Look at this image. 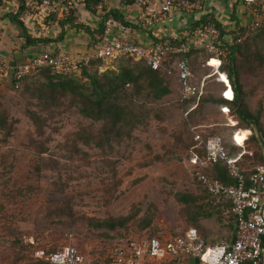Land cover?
Segmentation results:
<instances>
[{
    "label": "rangeland",
    "instance_id": "obj_1",
    "mask_svg": "<svg viewBox=\"0 0 264 264\" xmlns=\"http://www.w3.org/2000/svg\"><path fill=\"white\" fill-rule=\"evenodd\" d=\"M40 1L24 0L20 14L33 29L39 27L36 14L43 15L37 6ZM70 1L75 20L88 22L82 0ZM19 2L5 0L0 19L16 11ZM58 33L59 29L41 34L50 39L42 46L57 45ZM260 57L262 66H258ZM202 58L201 54L191 58L196 82L211 73L202 67ZM234 58L245 107L259 117L255 133L242 129L243 124L235 132L230 126L236 125L234 117L208 99L222 95L224 87L217 74L204 79L206 99L187 118L176 100L180 89L176 76H170V93L159 100L147 95L141 82L139 91L128 97L144 118L131 131L107 128L102 121L84 116L78 101L70 97L40 98V75L33 77L28 90L25 85L19 91L9 85L1 89L0 264H37L36 250L51 252L66 244L97 263L114 235L125 229L172 234L192 226L210 244L230 240L232 226L222 223L218 211L208 206L197 183L188 129L197 126L228 143L231 134L237 143L252 134L244 148L260 153L264 163V36L254 35L246 55ZM126 62L125 58L101 61L97 72L116 70ZM226 94L231 95V90ZM258 161L244 165L250 168ZM129 214L122 227L94 225Z\"/></svg>",
    "mask_w": 264,
    "mask_h": 264
},
{
    "label": "built area",
    "instance_id": "obj_2",
    "mask_svg": "<svg viewBox=\"0 0 264 264\" xmlns=\"http://www.w3.org/2000/svg\"><path fill=\"white\" fill-rule=\"evenodd\" d=\"M239 2L253 16L249 24L242 25L245 31L264 24V0ZM133 3L139 7L140 25L146 31H155L162 22L172 23L178 14H202L206 0H133ZM37 6L43 13L41 17L39 13L36 14L38 19L34 17L40 29L28 27L23 18L19 17L26 29H32V32L27 29L32 37H41V34L45 36L49 31L54 32L55 28L60 29L59 21L70 14L71 1L41 0ZM94 8L99 22L105 13L113 9L111 0H100ZM113 28L118 33L116 37H111ZM231 31L235 34H223L213 23L208 22L195 29L191 26L181 35L167 31L160 39L155 35L156 38L141 42L124 23L108 16L104 20L103 37L81 53H52L41 50L31 53L24 61H11L0 49V90L9 85L12 91H18L23 77L31 76L43 67H49L58 74H79L80 68L91 61L131 57L135 61L144 60L153 70L162 71L168 77L176 76L180 86V104L188 98H195L193 104L183 112L186 116L205 95L204 79L213 74L218 75L216 80L224 87L221 96L232 99L233 91L227 74L219 69L226 57L225 44L233 42L234 37L237 43L241 42L244 33L237 32L235 28ZM2 36L0 28V43ZM192 48H201L210 55L202 67H208L211 73L197 82L194 80L188 57L176 58L170 63V67L165 65L171 53L186 54ZM212 59L216 60L215 65H210ZM228 89L231 90V96L226 94ZM223 111L229 115L226 107ZM197 128L190 127L197 142L195 147L202 146L207 159L224 162L229 175L234 179L233 183L225 184L207 177L199 170L196 171L197 182L208 194L220 202L230 203L223 215V223L232 226L233 239L207 244L197 229L191 226L172 234H165L160 229L152 235L130 231L115 236L107 246L103 259L97 263L86 259L72 244L63 245L51 252L38 249L34 253L36 261L46 264H146L152 261H165L167 264H264V163L252 166L248 176H244L239 165L240 157L243 153L252 154L244 148L246 140L239 144L243 151L230 157L219 135L204 138ZM231 137L234 138V134ZM191 155L193 166L205 165L195 153L192 152Z\"/></svg>",
    "mask_w": 264,
    "mask_h": 264
},
{
    "label": "trees",
    "instance_id": "obj_3",
    "mask_svg": "<svg viewBox=\"0 0 264 264\" xmlns=\"http://www.w3.org/2000/svg\"><path fill=\"white\" fill-rule=\"evenodd\" d=\"M5 0H0V6L3 4ZM70 1V0H66ZM100 0H82V4L85 6V9L89 11L91 14L95 15L96 11L94 6ZM133 3V0H128ZM24 11V0H20L18 8L16 11L12 13H6L4 17L8 18L11 23L15 25L17 28V35L25 40L26 45H32L37 43H44L50 41V39L45 37H32L27 32L24 23L20 20V14ZM75 12L70 9V14L59 21L60 31L58 33L57 40H61L64 36V27L67 25L68 27L75 29H82L85 33L92 36L93 30L81 22L75 20ZM108 16H112L117 20H120L126 26H129L130 23L124 20L123 15L117 9H112L108 13L102 16V19L99 22L97 27L96 34L99 35V38L103 37L104 31V20ZM208 22L213 23L217 28L220 29L221 33H228L223 30L221 24L215 21L211 16H204L199 19L198 22L193 24V28L195 29L197 26L206 25ZM237 32L244 33V37L241 42L237 43L235 41V37L233 38V42L230 44H225L226 56H229L230 59L224 58L222 64L220 66V71L225 72L229 79L233 97L232 99L224 98L221 95H216L217 97H209L208 99L215 102L216 104L222 105L226 107L227 113L232 115L236 120V125L234 127L236 129H241L242 125H245L242 129L249 130V133L253 131L255 133V127L259 129V117L252 111L248 110L245 107L244 100L241 96L242 93V85L239 80V75L237 71V64L234 61V55L239 54L241 56L246 55L249 50V43L251 38L256 36H264V24H261L258 27L252 28L248 32L244 30V28L239 25L236 28ZM230 34H235L234 31L229 32ZM242 35V34H241ZM93 37V36H92ZM201 54L203 55L202 61L210 57V55L203 49H190L186 54H176L171 53L168 57L165 65L170 67V63L176 58L185 56L189 59V64L191 67V58L193 55ZM125 58L127 60L126 64H121L118 66L116 70L109 69L105 70L102 73L97 72V65L101 62V60L91 61L87 65H84L80 68L79 74L70 73V74H58L54 72L49 67H43L34 72L31 76H25L21 80V87L23 88L25 85L28 90L31 86V82L34 79L33 77L36 75H40L42 77V84L40 90L37 91V94L40 98H45L47 101H55L60 97H70L72 100H77L80 104V112L94 120V121H102L107 125V128L116 129L117 131L122 130L123 128H127L128 131H131L135 128L136 125L141 124L143 120V115L140 113L138 107L135 106L132 102L129 95H134L139 91L140 83L145 82V86L147 88V95H149L154 100H159L168 93H170L169 79L164 72L153 70L150 66L146 64L144 60L135 61L131 57H120ZM117 58V59H120ZM260 65L262 66L263 59L260 57ZM227 60V62H225ZM203 62V63H204ZM96 66V68H93ZM92 67V68H91ZM91 68V69H90ZM206 69H209L206 67ZM19 89V90H20ZM18 90V91H19ZM179 94V91H178ZM231 96V95H229ZM206 99V94L203 95L196 105V107L190 110L186 118L191 112H194L199 108V105L203 100ZM177 103L179 105V109L184 112L187 110L195 101V98H188L182 104L178 101L177 95ZM184 115V114H183ZM185 116V115H184ZM2 120H0V124ZM235 129V130H236ZM189 132L191 133V138L193 144L191 146L192 152L195 153L202 161L205 162V165L198 166L195 165L197 170L207 175V177L211 179H217L222 183L230 184L234 182V179L229 175L227 166L224 162L220 160H211L207 159L206 153L203 147H195L197 142L193 138V134L189 127ZM201 132V131H200ZM234 132V131H233ZM232 132V133H233ZM204 133V134H203ZM119 133H117L118 135ZM201 135L206 138L209 135H217L212 134L211 132H201ZM232 136V134H231ZM230 142H224L223 145L227 149V153L230 157H235L237 154L243 151V148L239 146L241 143H237L232 140L230 137ZM252 138V134L249 135L246 139ZM238 145H237V144ZM191 152V153H192ZM260 154V153H259ZM256 151H252L251 155L247 153H243L239 160V165L244 176H248L250 173V168H247L244 163L247 161H251L252 159L257 158L259 161L256 164L262 163L261 157ZM253 165V166H254ZM198 183V182H197ZM200 186V184L198 183ZM201 187V186H200ZM202 188V187H201ZM205 195L207 196L206 203L208 206H213V208L218 211L219 219L222 220L223 223V215L225 210L230 207L229 202H220L215 197H212L208 194L203 188ZM229 216L231 215L228 212ZM132 215L120 216L115 218H107L101 221H96L94 225L96 227H107L110 229H114L116 227H122L125 225L126 221L130 219ZM225 224V223H224ZM228 225V224H227ZM192 227V226H191ZM195 228V227H194ZM130 231H138L145 232L135 229H125L120 231L118 234L121 235ZM156 232V231H155ZM155 232H148L149 234H154ZM113 237V238H114ZM202 237V236H201ZM112 238V239H113ZM203 238V237H202ZM204 239V238H203ZM233 239V235L231 233V238ZM204 241L208 243L205 239ZM37 264H46L43 262L37 261Z\"/></svg>",
    "mask_w": 264,
    "mask_h": 264
},
{
    "label": "crops",
    "instance_id": "obj_4",
    "mask_svg": "<svg viewBox=\"0 0 264 264\" xmlns=\"http://www.w3.org/2000/svg\"><path fill=\"white\" fill-rule=\"evenodd\" d=\"M111 5L113 9H117L123 15V18L130 23L126 28L133 32L134 35L141 42H148L150 38L157 36V38H162V36L167 31L177 32L180 35L184 33L189 27L193 26L199 19L204 16H211L215 21L221 24L222 28L226 32H231L234 28L236 29L239 25L249 24L252 21V14L249 12L239 0H206L205 9L202 14L198 15H183L178 14L172 23L167 24L162 22L159 24L155 31H146L139 23L138 17H140L139 7L136 4L128 0H111ZM1 10H4L1 6ZM0 10V11H1ZM86 12V17L89 21L85 24L88 25L91 30H93L92 36L85 33L81 29L71 28L66 25L64 27V36L58 42L57 45H46L43 47L42 43L26 45L25 40L17 35V28L11 21L4 17L0 19V28L3 32L2 41L0 43L1 51L7 56L11 61H24L31 53L45 50L52 53L60 52H70V53H81L86 51L93 44L97 43L100 38L96 34L99 20L95 15L91 14L89 11ZM60 28V27H59ZM55 30H57L55 28ZM60 31V29H59ZM111 37H116L118 33L116 29L111 30ZM156 35V36H155ZM25 50L20 51L19 49ZM210 65H213L212 60ZM167 264V262H162Z\"/></svg>",
    "mask_w": 264,
    "mask_h": 264
},
{
    "label": "bare ground",
    "instance_id": "obj_5",
    "mask_svg": "<svg viewBox=\"0 0 264 264\" xmlns=\"http://www.w3.org/2000/svg\"><path fill=\"white\" fill-rule=\"evenodd\" d=\"M212 62H213V65H215L217 63L215 59H212ZM223 78H224V75H222L221 79H223Z\"/></svg>",
    "mask_w": 264,
    "mask_h": 264
}]
</instances>
